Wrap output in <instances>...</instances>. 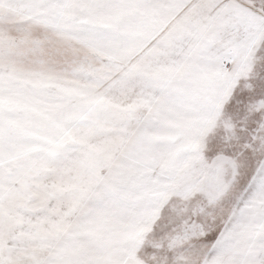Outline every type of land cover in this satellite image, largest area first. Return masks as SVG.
<instances>
[{"label": "snow or ice", "instance_id": "snow-or-ice-1", "mask_svg": "<svg viewBox=\"0 0 264 264\" xmlns=\"http://www.w3.org/2000/svg\"><path fill=\"white\" fill-rule=\"evenodd\" d=\"M0 264H264V0H0Z\"/></svg>", "mask_w": 264, "mask_h": 264}]
</instances>
